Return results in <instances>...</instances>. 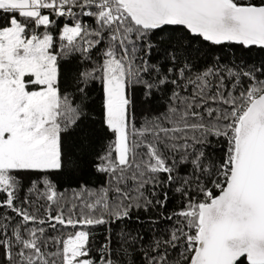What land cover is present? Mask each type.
Here are the masks:
<instances>
[{
	"label": "snow or ice",
	"instance_id": "6c2138e0",
	"mask_svg": "<svg viewBox=\"0 0 264 264\" xmlns=\"http://www.w3.org/2000/svg\"><path fill=\"white\" fill-rule=\"evenodd\" d=\"M0 264H264V0H0Z\"/></svg>",
	"mask_w": 264,
	"mask_h": 264
},
{
	"label": "trees",
	"instance_id": "16d2710c",
	"mask_svg": "<svg viewBox=\"0 0 264 264\" xmlns=\"http://www.w3.org/2000/svg\"><path fill=\"white\" fill-rule=\"evenodd\" d=\"M61 64V84L67 94L70 96H76L75 88L76 82L79 77V73L85 71L88 68V64L82 61L78 55L70 56L65 59L60 60ZM99 85L97 84L94 88H89V98L86 101L88 108L85 109L87 115L90 117L89 120L85 121L88 129L93 132L92 138L85 139L83 135L74 136L70 143H75L77 140L82 141V149L87 152L88 160H93L96 154L102 153L105 146L109 143L111 139V134L104 129L103 125L100 123V112H101V99H100ZM79 102V101H77ZM159 101L154 102L151 106L145 105L139 111L147 113L149 108L156 109L159 106ZM143 119V116L139 117ZM95 122V123H93ZM81 127H84L82 125ZM87 131V129H86ZM77 154L81 153V148L76 149ZM99 174L95 173L90 166L86 167L82 173H77L73 178L69 179L67 176H63L59 180V185L61 190L64 192L65 196L71 200L74 193L78 189L79 184L85 182L88 183L90 187L95 186L99 183ZM176 201L172 200L169 207H174ZM135 227V225H132ZM100 235L98 236L99 241H103V229L100 230ZM118 232L119 228H115Z\"/></svg>",
	"mask_w": 264,
	"mask_h": 264
}]
</instances>
